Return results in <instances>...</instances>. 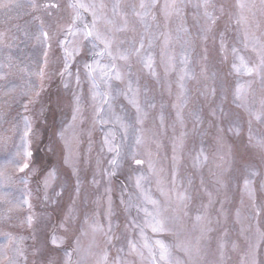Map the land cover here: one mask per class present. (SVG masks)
I'll use <instances>...</instances> for the list:
<instances>
[{
  "label": "rangeland",
  "instance_id": "obj_1",
  "mask_svg": "<svg viewBox=\"0 0 264 264\" xmlns=\"http://www.w3.org/2000/svg\"><path fill=\"white\" fill-rule=\"evenodd\" d=\"M206 2L11 0L0 9V264H166L157 240L173 264H250L253 252L264 260V6ZM72 3L95 5L81 10L75 34L67 32ZM92 11L111 56L83 35ZM65 37L79 54L65 55ZM141 40L139 55L119 58ZM105 66L121 79L106 85ZM97 91L113 95L104 124L96 119ZM25 117L30 156L22 147ZM108 133L118 157L103 143ZM113 158L116 174L106 175ZM144 209L163 221V232L152 231Z\"/></svg>",
  "mask_w": 264,
  "mask_h": 264
},
{
  "label": "snow or ice",
  "instance_id": "obj_2",
  "mask_svg": "<svg viewBox=\"0 0 264 264\" xmlns=\"http://www.w3.org/2000/svg\"><path fill=\"white\" fill-rule=\"evenodd\" d=\"M261 5L264 6V0H261ZM10 6H11V0H8V2H5V0H0V9L9 8ZM31 6L32 7H36V5H31ZM203 6L205 8H207L206 0H205V4ZM239 6L241 8L245 7V5H243V4H241ZM70 7L75 10V15H74V17L72 19V23L67 28V32L69 34H75L77 31H79L76 28V23L80 19L81 10H83L85 12H88L91 9H94L95 5H86L84 3H72V4H70ZM144 7H145V5L141 4V8H144ZM166 7H168V5H166ZM143 15H147V13H144ZM92 16H93L92 24L91 25H89V24H85L84 25L83 35L85 36V38H93L95 41H98L100 44H102L104 46V50L107 52V54L109 56H111L112 55V53L110 51L111 40H110V38L107 35L102 34L99 30H97V27H96L97 15H96L95 11H92ZM205 16L208 17L211 20V14H209L207 11L205 12ZM205 30H207V29H205ZM0 36H2V34H0ZM43 36H44L45 40H47V38H48L47 33H43ZM66 41H67V37H65V41H61L60 42L61 47L65 48V55L70 57L73 54H79V48H78L77 45H74L72 50L68 51ZM143 47H144L143 40H141V43H140L139 47H133L131 50H125L123 52H120L119 53V58L121 60H127L133 54L139 55L141 53V49H143ZM221 47H223V44L221 45ZM233 51H235V49H233ZM103 54H104L103 52L102 53H98V55H103ZM258 54L260 56V65L258 67H259V70L261 72H264V46H262V48H261V50H260V52ZM45 55H47V52L45 53ZM240 60H241V64L243 65L244 64L243 58L241 57ZM143 63H144L145 67H151V64H152L151 56L146 57L143 60ZM182 63H186V58L182 59ZM85 67L87 69H89V77L92 79V87H93V89H97L98 85L96 83V80H95V77H94L93 71H92L93 66L89 64V65H86ZM67 68H68V64H67V61H66L65 62V71L67 70ZM256 70H257L256 68H247L245 66V71H247L248 73L255 72ZM184 71H185V75H186L187 74L186 73V69ZM102 72L104 73V81H105L106 85H107L108 79H110L112 76H114V78L116 80H120L121 79V73L119 71H116L114 66L111 69H109L107 66H105L102 69ZM180 79H181L180 87L183 89L184 85H183L182 82L185 79V76L182 75L180 77ZM129 91H132L131 84H129ZM239 93H240V89L237 88V97H239ZM97 96L100 98V104L95 109L96 119H97L98 123L104 124V123L108 122L107 113L104 110V106L108 105L109 107H111V100L113 99V95H112L111 91H103V92H98L97 91V92L94 93V97L93 98L95 99ZM76 102H77V104L79 103V98H77ZM129 102L136 109V113H137L136 123H140L141 120H142L141 108H140L139 104L137 103V100L135 98V94H133V96H132V98H130ZM25 108H27V105H25ZM77 112H78V108L76 110H74L73 117H72L73 121L77 118V116H76ZM213 115H215V113H213ZM177 116L179 117V113H177ZM259 118L260 117L257 116V119H259ZM197 119H199V118L197 117ZM130 126L131 125L125 124L123 122H121V124H120V127L125 129V130H127V128L130 127ZM24 127H25V132H24L23 138H22L23 139L22 147L24 148V155L25 156H30L31 153L27 150V138L29 137V134L32 131V129H31V125H30V122H29L27 117L24 118ZM110 137H112L114 139V135L112 133H108L107 135H105L103 143L107 147L109 152L116 151L117 157H118L119 156V149H116V148L113 147V145H112V143L110 141ZM139 142H140V139H139V137H137V143H139ZM260 146H261L262 149H264V141L260 142ZM132 159H133V162L136 165H141L143 163V161L141 159H137V158H135V156H133ZM109 164L112 166V171L110 173L106 172L105 174L106 175H110V176H114L116 174L115 169H116V167H118V159L117 158L111 159L109 161ZM28 167H29V165L27 163H25L23 165V167L20 168V171H23L25 168H28ZM150 168H151V165H150ZM49 175L52 176L53 174L50 173ZM143 179H144V177H142V176H138L137 177V179H136V187L138 189L141 188V181ZM47 183H48V181L46 180L45 181V186L46 187H47ZM248 183L249 182L246 180L245 181V186L246 187H247ZM75 192H76L77 195H79L80 182H79V177L78 176H77V183H76ZM57 195H60V193H57ZM180 199L181 200L185 199V196L183 194H181ZM144 200L147 203H151L153 205L156 204V201L152 200L151 197L149 195H147V194L144 195ZM129 202H130V200H129ZM124 203H125L124 199L121 198V204H124ZM144 211H145L146 216L150 217V224H151V227H152V231L153 232H163L165 230V225H164L163 221L162 220H158L153 214L148 213L146 209H144ZM109 213L111 214V199H109ZM204 218L205 217L202 216V215H197L196 216L197 222L201 221ZM69 219H71V217H69ZM29 222H31V219L29 220ZM109 232H111V228H109ZM56 242H57L56 239L53 238L52 243L56 244ZM155 243L159 247L160 261H165L166 264H173V262L171 261V258H170V254H169L168 248L163 243V241L157 240ZM198 245H199V242H197V247L195 249L196 252H199V246ZM132 247L135 248L134 245H132ZM145 247H148V245L145 244ZM221 247H223V245H221ZM186 250H190V249H186ZM149 251H150V254H151V250H149ZM257 257H258V253L253 252L251 260H250V264H264V260L258 259ZM104 259H106V256L104 257ZM117 264H120V262L117 261Z\"/></svg>",
  "mask_w": 264,
  "mask_h": 264
}]
</instances>
